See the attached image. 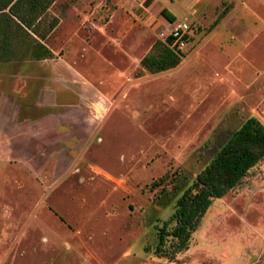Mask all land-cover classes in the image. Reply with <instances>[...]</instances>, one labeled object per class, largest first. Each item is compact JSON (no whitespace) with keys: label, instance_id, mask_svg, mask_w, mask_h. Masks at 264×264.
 <instances>
[{"label":"rangeland","instance_id":"374dc122","mask_svg":"<svg viewBox=\"0 0 264 264\" xmlns=\"http://www.w3.org/2000/svg\"><path fill=\"white\" fill-rule=\"evenodd\" d=\"M54 18L60 106L42 124L63 126L0 147V264H264V160L185 250H154L172 186L247 118L264 125V0H56L38 31ZM179 22L192 34L179 65L142 70ZM35 64L26 72L46 75Z\"/></svg>","mask_w":264,"mask_h":264},{"label":"trees","instance_id":"16d2710c","mask_svg":"<svg viewBox=\"0 0 264 264\" xmlns=\"http://www.w3.org/2000/svg\"><path fill=\"white\" fill-rule=\"evenodd\" d=\"M54 2L56 0H0V63L52 58L50 50L41 41L32 38L27 30L36 34L35 20L44 15ZM224 13L215 20L214 25ZM161 15L173 21L166 9L161 10ZM57 24L58 20L53 19L47 29L51 30ZM37 36L40 40L45 38L40 33ZM172 42L170 36L165 42L157 41L141 59L142 70L157 74L176 68L184 54L171 47ZM20 47H24L27 53L17 55ZM142 72L139 71L136 77L141 76ZM262 160L264 125L251 116L229 135L194 179H181L172 186L178 198L169 220L156 228L155 253L172 257L185 250L212 202L236 187Z\"/></svg>","mask_w":264,"mask_h":264},{"label":"crops","instance_id":"0c3cea01","mask_svg":"<svg viewBox=\"0 0 264 264\" xmlns=\"http://www.w3.org/2000/svg\"><path fill=\"white\" fill-rule=\"evenodd\" d=\"M45 14L35 20L33 24L35 26L36 34L29 30L27 31L32 38L41 41L50 50L52 55L55 56V50L49 48L44 43V40L49 38L57 27L56 26L51 30L47 29V25L53 19L48 23L44 21L45 26L42 28L43 31H38V27L41 25L42 18ZM219 22L214 25V27L217 26ZM39 33L45 37L44 40H40L37 36ZM191 36L192 34L190 30L188 39H190ZM20 48H18V51L16 52L17 55L27 53L25 48L19 50ZM54 60L55 59L50 58L40 61H13L0 63V147H5L4 149H6V146L13 145L15 138L20 136V131L22 129H25L27 131L26 133H35L38 130L40 133L44 134L45 130L58 133L59 129L62 128L63 125L59 124H42V121L50 115V113L46 114L45 111L47 109L52 110L55 108L54 106H60V103L57 102V90L54 86V80L58 76L56 72L57 63L55 64L53 62ZM34 62L36 63V66L43 68L46 75L36 76L26 72L29 71V68L31 67L28 64ZM38 111H43L45 113L42 116H39L37 114ZM62 123H65V120L62 121Z\"/></svg>","mask_w":264,"mask_h":264},{"label":"built area","instance_id":"2783aa9c","mask_svg":"<svg viewBox=\"0 0 264 264\" xmlns=\"http://www.w3.org/2000/svg\"><path fill=\"white\" fill-rule=\"evenodd\" d=\"M189 31L190 26L186 22L174 24L168 35L173 38L171 47H174V49L182 52L184 46L187 44Z\"/></svg>","mask_w":264,"mask_h":264}]
</instances>
